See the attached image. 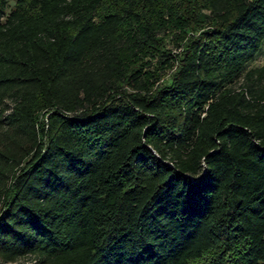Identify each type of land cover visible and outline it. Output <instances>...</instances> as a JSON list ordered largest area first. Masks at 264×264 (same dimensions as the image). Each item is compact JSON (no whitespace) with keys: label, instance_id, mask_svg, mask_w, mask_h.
<instances>
[{"label":"trees","instance_id":"1","mask_svg":"<svg viewBox=\"0 0 264 264\" xmlns=\"http://www.w3.org/2000/svg\"><path fill=\"white\" fill-rule=\"evenodd\" d=\"M12 1L0 264H264V0Z\"/></svg>","mask_w":264,"mask_h":264},{"label":"rangeland","instance_id":"2","mask_svg":"<svg viewBox=\"0 0 264 264\" xmlns=\"http://www.w3.org/2000/svg\"><path fill=\"white\" fill-rule=\"evenodd\" d=\"M7 1V9L12 6V0ZM177 31L167 32L163 31L159 33L160 36H163V43L160 48L159 53H157L153 58L147 60V69L155 70L159 73L160 77L158 79L159 83H166L169 81V78L172 72L175 70L178 64V58L183 50L184 40L176 39ZM264 62V41L262 43L260 52L257 54L255 59L250 63L249 67L260 66ZM30 261V260H26Z\"/></svg>","mask_w":264,"mask_h":264}]
</instances>
